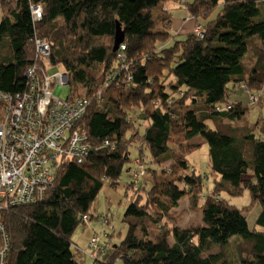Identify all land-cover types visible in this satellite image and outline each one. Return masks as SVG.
<instances>
[{
	"label": "trees",
	"instance_id": "obj_1",
	"mask_svg": "<svg viewBox=\"0 0 264 264\" xmlns=\"http://www.w3.org/2000/svg\"><path fill=\"white\" fill-rule=\"evenodd\" d=\"M178 1L201 36L177 40L169 28L155 32L152 12ZM262 2L0 0V94L15 100L60 65L69 89L62 99L83 102L77 131L92 147L82 163H60L40 202L1 213L4 264H78L75 231L93 218L104 183L116 186L123 174L146 198L126 206L127 231L118 243L104 231L101 245L93 232L89 242L99 241L88 244L91 264H264V118L247 119L250 106L264 101ZM38 6L37 20L31 8ZM116 24L122 43L114 51ZM36 41L49 46L48 58L37 53ZM237 89L247 103L231 101ZM203 144L208 175L189 160ZM138 159L144 172L134 180L130 164ZM222 192H248L263 230L248 229ZM184 198L202 222L172 230Z\"/></svg>",
	"mask_w": 264,
	"mask_h": 264
},
{
	"label": "built area",
	"instance_id": "obj_2",
	"mask_svg": "<svg viewBox=\"0 0 264 264\" xmlns=\"http://www.w3.org/2000/svg\"><path fill=\"white\" fill-rule=\"evenodd\" d=\"M41 11L39 6L32 7L33 19H40ZM194 33L201 36L199 25ZM35 48L44 58L49 57L46 43L36 41ZM27 75H32V70ZM66 82V75L54 73L29 86L15 100L0 94V264L6 255L1 213L40 202L52 186L60 163L75 160L80 164L91 151V143L77 131L85 113L83 102L60 98ZM98 241L92 238L90 246L96 248Z\"/></svg>",
	"mask_w": 264,
	"mask_h": 264
},
{
	"label": "rangeland",
	"instance_id": "obj_3",
	"mask_svg": "<svg viewBox=\"0 0 264 264\" xmlns=\"http://www.w3.org/2000/svg\"><path fill=\"white\" fill-rule=\"evenodd\" d=\"M186 1L192 2V0H186ZM181 6H183V8H178L176 4H171L168 7V10H166L165 7L162 8L161 11L152 12V19L155 27V32H160L162 28L169 27L166 22V16H165V11H166L167 16L171 18L170 31L173 34H175V39L183 40L186 38L188 34L192 33V29L194 26L193 22L189 20L191 18H189L185 5H181ZM220 9H221V5H219V7L214 10L210 19H213ZM1 17H2V10L0 7V20ZM259 18L261 20H264V2H262L260 5ZM253 41L255 42L256 40ZM252 54L253 53L250 50L247 55L248 61L247 59L245 61L246 66H251L250 58ZM61 72H62V68L60 65L50 67L48 70L49 75H53L54 73H61ZM61 89L62 86L58 88L57 92L61 91ZM68 93H69V89L68 87H65L60 92V97L65 99ZM230 99L231 101L237 100L242 103H247L248 97L246 93L242 92V90L237 89L234 95H231ZM256 104L250 106V109L247 112V119L251 121L250 122L251 124H253L258 117L264 118V101L262 102L261 106H258ZM130 151H131L130 157L131 159H134L136 153L133 149H131ZM206 151H207V145L203 144L198 152L193 153L189 156V160L194 163L196 169H198L200 173H204L208 175L209 170L207 166ZM130 166L133 169L131 172L132 175L129 178L136 180L139 174H142L144 172L143 170L144 164L142 160L140 161L138 159L132 162ZM139 177L141 178L142 176ZM133 186L134 183L128 185V180H126L125 174H123L120 178H118L116 182V186L115 184H113V182L109 183L107 181L104 183L103 188L99 192L95 202L92 205L91 214L93 215V218L88 222V224L85 225V227L82 228V226H79V228L75 231V235L73 236V243L74 244L76 243L79 248L78 254L80 256L78 255V257H76L78 264H91V260L89 256V253L91 252V248L89 247L88 244L90 243L89 239L93 234V232H95L96 235H98L101 245H104L106 241L104 231H106V233L112 234V237L110 238V240L108 239V241H111L114 244L118 243L122 239V237H124L127 231V226L126 224L122 223V215L124 213L126 206L130 202V200H138L143 202L146 198L144 192L135 190ZM222 194H224L223 198H225V200H227L228 203L235 205V207L238 208L243 213V215L246 218L248 229L250 230L255 229L256 231L263 230V228L255 225L256 218L260 212V207L259 205L250 206L248 192H241L242 195H240L239 197H235L231 194L229 195L225 192H222ZM174 212H175V220H174L175 222L171 226L172 230L177 231L178 229L180 230L184 228H189L190 226L199 225L202 222L201 221L202 216L201 213L199 212V209L191 207L190 203L185 198L179 202V205ZM105 215L108 217L106 219H108L109 222L103 224L102 218H104ZM107 246L110 247L109 244ZM214 250L215 248H213L211 251ZM151 256L152 255L150 252L149 259L147 260L148 262H150Z\"/></svg>",
	"mask_w": 264,
	"mask_h": 264
},
{
	"label": "crops",
	"instance_id": "obj_4",
	"mask_svg": "<svg viewBox=\"0 0 264 264\" xmlns=\"http://www.w3.org/2000/svg\"><path fill=\"white\" fill-rule=\"evenodd\" d=\"M176 4V6L178 7V8H183V6H181L182 5V3L181 2H177V3H172V2H169V3H167V4H165V5H163V7L162 8H165L166 7V10H168V7L171 5V4ZM167 5V6H166ZM156 11H161V9L160 10H156ZM155 11V12H156ZM165 11V10H164ZM165 16H166V22H167V24H168V28L169 29H171V27H170V19L171 18H169V16H167V12L165 11ZM189 18H191L190 16H189ZM190 21H192L193 22V29H192V32H194V30H195V27H196V25H197V23H195V20L193 19V18H191V19H189ZM179 33V32H178ZM178 33H176V34H178Z\"/></svg>",
	"mask_w": 264,
	"mask_h": 264
},
{
	"label": "water",
	"instance_id": "obj_5",
	"mask_svg": "<svg viewBox=\"0 0 264 264\" xmlns=\"http://www.w3.org/2000/svg\"><path fill=\"white\" fill-rule=\"evenodd\" d=\"M122 43V32L118 24H116V32L114 39V51L117 50L118 46Z\"/></svg>",
	"mask_w": 264,
	"mask_h": 264
}]
</instances>
